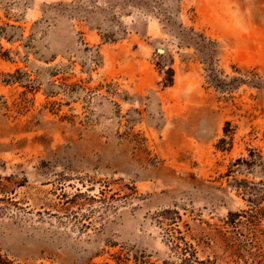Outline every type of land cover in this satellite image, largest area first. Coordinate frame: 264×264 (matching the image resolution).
Masks as SVG:
<instances>
[{"label":"rangeland","instance_id":"rangeland-1","mask_svg":"<svg viewBox=\"0 0 264 264\" xmlns=\"http://www.w3.org/2000/svg\"><path fill=\"white\" fill-rule=\"evenodd\" d=\"M0 255L264 264V0H0Z\"/></svg>","mask_w":264,"mask_h":264},{"label":"trees","instance_id":"trees-1","mask_svg":"<svg viewBox=\"0 0 264 264\" xmlns=\"http://www.w3.org/2000/svg\"><path fill=\"white\" fill-rule=\"evenodd\" d=\"M184 245L187 247V248H191V246H189L186 242H184ZM190 256L194 259L195 258V251L192 250L191 253H190ZM0 264H15L13 261H10L8 259H6L5 257L1 256L0 255Z\"/></svg>","mask_w":264,"mask_h":264}]
</instances>
